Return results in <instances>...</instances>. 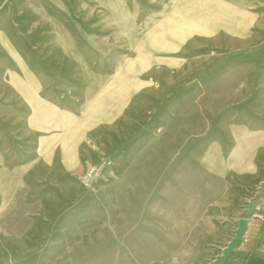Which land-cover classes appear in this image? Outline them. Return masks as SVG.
I'll return each mask as SVG.
<instances>
[{"label": "rangeland", "instance_id": "obj_1", "mask_svg": "<svg viewBox=\"0 0 264 264\" xmlns=\"http://www.w3.org/2000/svg\"><path fill=\"white\" fill-rule=\"evenodd\" d=\"M249 16L0 0V264L212 263L235 208L264 195L242 134L264 127V18Z\"/></svg>", "mask_w": 264, "mask_h": 264}, {"label": "crops", "instance_id": "obj_2", "mask_svg": "<svg viewBox=\"0 0 264 264\" xmlns=\"http://www.w3.org/2000/svg\"><path fill=\"white\" fill-rule=\"evenodd\" d=\"M219 3V8H221L222 3L225 5L228 3L234 2V8L236 11H241L243 13H248L250 18L262 19L264 18V0H217ZM237 3H240V7L237 6ZM221 11L219 10V13ZM219 17L221 15L219 14ZM225 17V16H224ZM243 17V15H242ZM251 34L255 33V29H249ZM264 47V44L257 47H252L255 50L261 49ZM17 86L32 98L33 94H31L30 84L26 80H16L15 82ZM242 134L244 137H248L249 146L244 147L240 145V150L243 148H247L246 151H249L250 155L257 156L260 153L264 154V127L258 128H250V132L245 128H242ZM215 149L218 153V156H215L214 159H209V161L217 162L219 165L217 166L218 175L220 177H226L229 175L231 168V162H229L226 158L223 157V153L221 154L223 148L219 143H216ZM245 156V155H240ZM236 162H242L246 159L244 157H240L235 160ZM233 161V162H235ZM256 161V158H255ZM250 163H254L253 160H250ZM253 167H251L252 169ZM262 180V179H261ZM264 181V180H263ZM262 181V182H263ZM248 203H243L235 208V211L229 216L225 226H223V236L218 241V243L213 248V254L211 257L212 263L213 260H216L218 256L222 254L224 247L228 244V242L235 236V232L237 227L239 226V221L243 215L244 210L247 208ZM227 264H264V213L260 217H253L247 219V227L245 233L243 235V239L238 245V247L230 254V257L227 261Z\"/></svg>", "mask_w": 264, "mask_h": 264}, {"label": "water", "instance_id": "obj_3", "mask_svg": "<svg viewBox=\"0 0 264 264\" xmlns=\"http://www.w3.org/2000/svg\"><path fill=\"white\" fill-rule=\"evenodd\" d=\"M255 209V204L252 202L248 205V207L244 210V217L240 219L239 226L236 229L235 236L228 242V244L224 247L222 254L218 256L215 260L214 264H224L229 255L236 249L239 243L243 239V235L245 233L247 227V216H249L253 210Z\"/></svg>", "mask_w": 264, "mask_h": 264}, {"label": "built area", "instance_id": "obj_4", "mask_svg": "<svg viewBox=\"0 0 264 264\" xmlns=\"http://www.w3.org/2000/svg\"><path fill=\"white\" fill-rule=\"evenodd\" d=\"M264 213V195H261L257 202H255V210L252 213V216L260 217Z\"/></svg>", "mask_w": 264, "mask_h": 264}]
</instances>
